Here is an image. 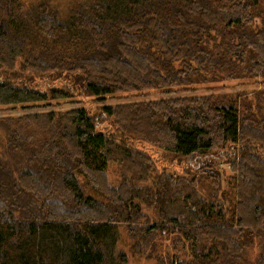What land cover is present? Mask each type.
<instances>
[{
	"label": "trees",
	"instance_id": "16d2710c",
	"mask_svg": "<svg viewBox=\"0 0 264 264\" xmlns=\"http://www.w3.org/2000/svg\"><path fill=\"white\" fill-rule=\"evenodd\" d=\"M212 1L77 0L58 7L43 0L25 9L22 0H0V73L24 80L0 78V106L139 98L97 112L8 118L17 129L9 139L17 133L21 145L19 151L9 145L15 165L0 158V264H128L119 246L123 228L133 253L157 264H248L247 248L264 240L261 94L256 107L234 94H179L207 69L221 72L224 60L214 61L207 37L233 36L232 26H243L259 2ZM257 48L249 73L264 78V46ZM155 91L167 98H144ZM36 130L43 139L30 138ZM142 144L180 159L188 175L159 171ZM116 160L133 182L124 175L118 186L108 185ZM222 165L234 174L235 201L219 191L214 171ZM79 177L106 202L87 195ZM151 206L156 220L145 212ZM163 237L190 248L192 259L163 254Z\"/></svg>",
	"mask_w": 264,
	"mask_h": 264
},
{
	"label": "rangeland",
	"instance_id": "374dc122",
	"mask_svg": "<svg viewBox=\"0 0 264 264\" xmlns=\"http://www.w3.org/2000/svg\"><path fill=\"white\" fill-rule=\"evenodd\" d=\"M23 6L25 9H30L33 3L40 2L43 0H22ZM47 1V0H46ZM77 0H54V4L59 6H67L69 4H73ZM214 4H227L226 0H213ZM259 4L256 8L250 7L248 12L246 8V12L248 13L249 19L245 21L243 26H239L237 28H233L232 31L235 34L231 37L224 39L222 36L217 33H211L210 36L206 39V44L213 50L216 55V59L214 60L216 63H219L221 59L224 62H221V72L210 73L209 69L201 77L194 78V84L189 86L191 89L185 93H180L179 95H188V96H201L207 97L214 94H234L239 95V99H245L252 103L253 107H256L258 103V96L261 94L260 99L264 102V78L263 77H252L251 73H249L252 64H254V59L257 54V46H264V0H258ZM219 6V5H218ZM234 9V8H233ZM238 9V6L235 7ZM230 10H226L225 14ZM218 17V18H217ZM218 19V21H217ZM222 15L216 16L215 20L217 23L222 24L225 20ZM232 20L229 22L231 25ZM231 31V30H230ZM20 61L16 63V68L20 70ZM10 71V70H7ZM5 71L6 75L0 73V78L3 80H10L19 82L22 84L24 80H21L22 77H18L19 75H23L18 73L15 77H11L9 72ZM14 72V71H13ZM27 80L34 83V86H39L40 82L38 79L34 78L32 75L25 74L24 75ZM23 76V77H24ZM54 76L52 77V79ZM51 82L56 84V81L52 80ZM172 97H175L173 95ZM149 99L160 100L165 97L159 91H155L151 93L149 97H144ZM141 100V99H140ZM139 101V98L126 97L123 95H111L106 97H79L74 100L68 101H53L50 106H46V104H36L33 106H0V158L3 162L12 163L15 165L17 154H10L9 145L10 143L13 145L14 149L19 151V146L21 145L17 141L19 138L17 136H12L13 141L9 139V132L11 130H17L14 126L15 122L10 121L8 118H17L23 115L29 114H42L48 112H57V113H65L72 109L76 108H86L90 112H97L101 107L108 106L113 107L117 105L128 104L131 102ZM49 105V104H48ZM262 111V116H264V107ZM241 111H245L241 109ZM256 111V110H255ZM257 112V111H256ZM8 119V120H7ZM108 126L111 127L113 123L111 120L106 119ZM111 128H114L111 127ZM16 132V131H15ZM39 130H36L35 133H31L29 136L36 140L43 139L44 136ZM20 142V141H19ZM145 147L139 145V149L148 153L151 157H153L156 161V166L159 171H165L166 173H179L188 175V169L185 168L180 159H176L174 155L167 152L164 149H158L152 147L153 145L142 144ZM6 163V164H7ZM8 165V164H7ZM218 175V186L220 188V192L227 193L229 197L235 201L236 189L233 184V172L228 165H222L220 169H216L214 171ZM125 175L130 181L133 182L132 177L133 173L128 170L122 162L113 161L110 163L107 173L106 180L110 187L118 186L120 182L123 181V176ZM81 184L84 187L85 193L87 195H91L94 199H96L99 203H105L106 200L101 197L97 191H94L87 183V179L85 177H79ZM91 179H94L91 178ZM145 183V182H142ZM141 186L145 184L139 183ZM152 177L147 180V184L145 186H152ZM227 209L229 210L231 205H229L226 201ZM145 212L149 213L152 219L156 220L157 215L154 214V210L151 207H144ZM122 241L119 246L125 250L129 254V263L128 264H157L155 259H149L145 255L134 254L132 251L133 241L131 240L129 233L122 229ZM160 245V251L163 254L171 255L174 257L184 258L186 261L192 259L193 253L190 248L182 249L180 246L174 244L172 242V238L163 237L158 239ZM263 242L258 241L253 246L247 248L245 259L248 264H259L258 257L263 250L262 244ZM167 256H165V259Z\"/></svg>",
	"mask_w": 264,
	"mask_h": 264
}]
</instances>
